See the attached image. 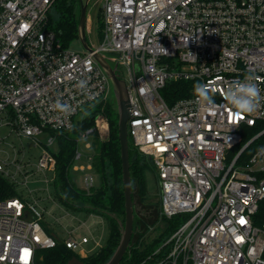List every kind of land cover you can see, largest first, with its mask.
<instances>
[{
	"label": "built area",
	"instance_id": "1",
	"mask_svg": "<svg viewBox=\"0 0 264 264\" xmlns=\"http://www.w3.org/2000/svg\"><path fill=\"white\" fill-rule=\"evenodd\" d=\"M55 1L0 0V128L41 148L34 163L3 159L0 149V174L15 187L27 185L34 164L53 173L47 183L55 181L57 134L87 106L111 100V78L95 54L111 55L120 77L123 63L133 80L129 137L154 158L161 215L183 220L138 262L124 264H264V100L248 114L225 95L251 76L264 96V0H102L104 35L85 52L64 47L48 27ZM179 80L190 82L188 95L167 100L163 91ZM197 84L207 86L214 106L198 101ZM104 124L100 114L79 143L92 148ZM82 157L79 145L75 160ZM88 158L73 169L91 171L84 187L91 189L93 153ZM48 197L64 206L55 193ZM51 212L40 197L18 190L0 199V264H36L38 251L58 240L81 260L106 245L104 215L88 212L60 239L42 224Z\"/></svg>",
	"mask_w": 264,
	"mask_h": 264
},
{
	"label": "trees",
	"instance_id": "2",
	"mask_svg": "<svg viewBox=\"0 0 264 264\" xmlns=\"http://www.w3.org/2000/svg\"><path fill=\"white\" fill-rule=\"evenodd\" d=\"M79 0H56L53 6L58 16L48 13L47 25L61 40L64 47L79 39ZM104 35V21L100 10L98 18V38ZM190 82L171 81L163 91L165 98L174 101L188 95ZM97 114L107 116L110 125V134L104 139L99 131L93 136V171L100 182L91 189L80 187L72 177L73 166L76 163L75 155L80 145V133L95 127ZM130 171L133 179L139 184L141 195L147 194V172L157 168L154 158L143 153L129 137ZM57 158L54 193L62 205L76 212H97L105 216L110 227V235L106 245L96 254L84 258L86 264H105L117 249L121 240L120 221H125V188L123 182V166L121 143L119 138V114L113 100L87 106L80 118H75L73 127L57 134V148L54 150ZM148 157V158H147ZM17 195V190L7 178L0 174V199H7ZM165 224L163 234L145 248H139L140 239L131 244L124 255L121 264L135 263L148 253L162 239L170 235L182 223L179 215L167 218L161 216ZM76 256V253L67 245L58 240L51 248L40 249L36 264H67Z\"/></svg>",
	"mask_w": 264,
	"mask_h": 264
},
{
	"label": "rangeland",
	"instance_id": "3",
	"mask_svg": "<svg viewBox=\"0 0 264 264\" xmlns=\"http://www.w3.org/2000/svg\"><path fill=\"white\" fill-rule=\"evenodd\" d=\"M102 7V0H90L87 7V24L86 33L88 43L99 44L100 39L98 38V18ZM78 15H80V3L78 5ZM52 14L58 16L57 9L52 7ZM71 50L78 52H85V48L82 45L80 39L74 40L70 45ZM107 60L114 66L117 59L111 55H107ZM119 70L123 72L126 79L127 85L131 88L133 86V80L128 68L120 63ZM110 97L114 101L117 110V103L115 98V90L110 84ZM100 114H97L95 118V125L97 123V118ZM82 112L77 116L80 118ZM105 127V128H104ZM108 125H104L105 130ZM0 134L2 137V142L0 144L1 155L3 159L8 161H14L15 159L24 158L25 161L31 160L34 163L40 152L41 148L35 145V140L30 137H19L15 134L9 132L8 127L0 128ZM110 134V125H109ZM50 134H45L41 136L43 142H47ZM93 141V137L91 139ZM86 142L80 144V151L83 157L76 161V164L81 166H87L89 163L88 155L93 153L92 148H88L85 145ZM53 148H57V142L55 141ZM148 158V157H147ZM33 171L29 176V183L19 184L16 186L18 192L25 196L32 198V196L40 197L42 199L43 205L48 209H51V214L45 213L42 224L48 231L54 232L60 239H65L68 236V231L74 226H78L82 221L86 220L87 213L76 212L66 206H60L55 203L48 196L54 193V182H46V177L52 178L53 173L47 171L45 173L37 171L35 165L32 164ZM91 172L89 170H73L72 177L75 179L80 187H86L85 174ZM93 172V171H92ZM100 182L99 177L95 174V183ZM48 187V189H47ZM147 194L142 196L139 189V184L136 179H133V199L135 202V225L134 233L132 237V244H135L138 240L145 238L138 244L139 248H145L151 243L155 242L164 232L165 224H163L161 219V187L159 172L157 168H153L147 172ZM33 190V193H30ZM73 214H70V213ZM74 215V216H73ZM84 230H80V234H83ZM109 236V229L106 227L104 232V238L107 239Z\"/></svg>",
	"mask_w": 264,
	"mask_h": 264
},
{
	"label": "water",
	"instance_id": "4",
	"mask_svg": "<svg viewBox=\"0 0 264 264\" xmlns=\"http://www.w3.org/2000/svg\"><path fill=\"white\" fill-rule=\"evenodd\" d=\"M90 0H79L80 16H79V39L88 50H92L87 40L86 24H87V7ZM95 57L101 66L109 74L114 85L115 98L117 103V111L119 114V138L121 143V156L123 166V182L125 188V221H120L121 240L113 253L112 257L105 264H120L126 254L134 233L135 225V202L133 199V182L130 171V153H129V132L128 120L131 116L130 98L127 82L118 74V65L114 66L100 53H96ZM109 136V127L102 129V137L104 139ZM67 264H86L85 261L74 256Z\"/></svg>",
	"mask_w": 264,
	"mask_h": 264
},
{
	"label": "clouds",
	"instance_id": "5",
	"mask_svg": "<svg viewBox=\"0 0 264 264\" xmlns=\"http://www.w3.org/2000/svg\"><path fill=\"white\" fill-rule=\"evenodd\" d=\"M252 79L253 77L246 76L244 81H234L225 94L228 103L238 112L252 114L258 108L260 101L264 100L260 89L251 82ZM194 88L199 102H206L210 106H214L206 85L197 84ZM56 107L61 111H68V106L59 101H57Z\"/></svg>",
	"mask_w": 264,
	"mask_h": 264
},
{
	"label": "bare ground",
	"instance_id": "6",
	"mask_svg": "<svg viewBox=\"0 0 264 264\" xmlns=\"http://www.w3.org/2000/svg\"><path fill=\"white\" fill-rule=\"evenodd\" d=\"M104 125H107V124H104ZM105 128V127H104Z\"/></svg>",
	"mask_w": 264,
	"mask_h": 264
},
{
	"label": "snow or ice",
	"instance_id": "7",
	"mask_svg": "<svg viewBox=\"0 0 264 264\" xmlns=\"http://www.w3.org/2000/svg\"><path fill=\"white\" fill-rule=\"evenodd\" d=\"M243 223V221H241Z\"/></svg>",
	"mask_w": 264,
	"mask_h": 264
}]
</instances>
